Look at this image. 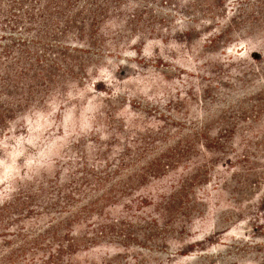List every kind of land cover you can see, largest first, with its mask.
I'll use <instances>...</instances> for the list:
<instances>
[{"label":"rangeland","instance_id":"obj_1","mask_svg":"<svg viewBox=\"0 0 264 264\" xmlns=\"http://www.w3.org/2000/svg\"><path fill=\"white\" fill-rule=\"evenodd\" d=\"M1 201L0 264H264V0H0Z\"/></svg>","mask_w":264,"mask_h":264},{"label":"trees","instance_id":"obj_2","mask_svg":"<svg viewBox=\"0 0 264 264\" xmlns=\"http://www.w3.org/2000/svg\"><path fill=\"white\" fill-rule=\"evenodd\" d=\"M18 200V199H16ZM1 206H0V217L3 216V214L6 211V207L8 205H4V203L1 201ZM53 240L54 242H57L58 239L55 238V235L53 234ZM76 244H71L70 246H58L57 249L54 250V253L51 254L49 253L45 259H34L33 258H27L28 256L27 253H29V250L26 249V247H17V248H11V250L7 253V258H6V263L8 264H60L61 257L65 255L67 252H73L76 251ZM36 249V248H35ZM38 251H43L39 249ZM36 254H33L35 256ZM41 255H43L41 253ZM43 257V256H41ZM23 259V262H20ZM31 259V260H30Z\"/></svg>","mask_w":264,"mask_h":264}]
</instances>
